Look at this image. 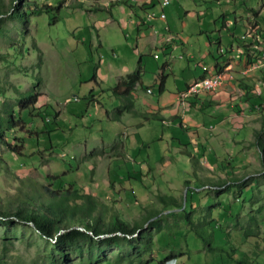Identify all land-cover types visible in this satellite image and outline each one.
<instances>
[{
	"label": "rangeland",
	"instance_id": "1",
	"mask_svg": "<svg viewBox=\"0 0 264 264\" xmlns=\"http://www.w3.org/2000/svg\"><path fill=\"white\" fill-rule=\"evenodd\" d=\"M99 1L0 0V113L9 105L17 109L13 86L25 90L41 77L35 103L39 115L22 112V130L18 128L17 135L7 132V142L0 140V208L27 195L37 197L45 187L72 183L98 196L130 224L145 227L156 220L148 228L153 254L146 255V264H159L171 254L168 264H264V173L255 174L254 164L245 162L243 154L237 157L244 146L249 148L248 139L252 134L255 138L256 130L231 117L233 103L245 97L225 99L202 92L198 100L190 97L194 105L187 102L176 111L161 108L164 120L126 112L116 117L113 111L122 104L110 93L116 80L108 62L132 67L140 56L141 79L157 90L165 54L159 47L136 50L135 31L128 22V11L136 6L123 3L124 11L114 6L110 16ZM12 2L28 13V27L8 14ZM157 6L138 9L136 17L146 18L153 11L148 22L155 20L160 30L183 38L164 69L168 91L183 88L199 72L202 51L210 53L205 63L222 57L213 40L220 39L225 48L236 39L231 32L235 37L245 33L241 24L223 21L242 20L249 31H258L264 44L261 27L246 21L248 8L260 7L264 29V0H169L161 9ZM161 10L166 18L158 19ZM112 18L126 19V25L107 22ZM241 56L242 51L243 61ZM247 60L242 74L256 61ZM106 72L109 80L101 82ZM244 79L235 75L242 89L248 86ZM44 103L51 105L40 106ZM251 171L242 187L233 182L234 176L246 177ZM220 177L231 185L217 190L212 183ZM260 204L263 209L258 210ZM251 214L260 225L248 222ZM88 247L85 240L56 245L30 223L0 221V264H82ZM104 253L107 259L96 258L95 263L130 264L128 258L113 261V247Z\"/></svg>",
	"mask_w": 264,
	"mask_h": 264
},
{
	"label": "trees",
	"instance_id": "2",
	"mask_svg": "<svg viewBox=\"0 0 264 264\" xmlns=\"http://www.w3.org/2000/svg\"><path fill=\"white\" fill-rule=\"evenodd\" d=\"M248 9L254 16H256L257 10L255 8L249 7ZM24 11L19 9V7L12 2L8 14L12 17L21 19L23 25L28 27L29 15L26 10ZM252 21V24L256 25V21ZM242 26L245 28V33L242 36H236L235 38L236 40H240L239 46L243 47V56H241L243 62L246 58L248 59L247 63H250L260 58L262 51L260 45L263 42H260L257 38L258 31H249L250 27H248L245 22H242ZM261 29L264 33V29ZM246 36L254 38L255 42H257L252 51L248 49V44L244 42ZM262 36L264 38V35ZM214 44H216L217 52H220L218 50V42H214ZM258 70L260 73V81L264 83V63L258 68ZM217 71L220 70L216 69L215 72ZM141 72V66L137 65L135 69L127 73L121 80L109 88L110 93L119 98L122 104L120 107L115 108L113 114L116 117H119L126 112L134 116H139L144 120H161V116L158 113L137 110L131 106L130 101H127L129 90L141 79ZM91 73L92 78L95 79L94 68H92ZM157 77L159 80L158 91L160 92L164 88V75L160 73ZM40 81L41 77L40 75H37L36 81L33 85L25 90L13 86V92L16 95L15 105L17 106V109L14 110L13 107L9 105L5 106L2 113H0V140L7 142L5 139L7 132L13 131L15 132V135H17L16 132L18 128L22 130L25 125L21 116L22 112H25L30 116L39 115V106H36L35 103L40 95V92L37 91ZM248 90L247 87L242 89L245 94L248 93ZM50 105V103H44L40 106L45 107ZM258 107H260V105H258ZM57 115L58 110L54 111L53 117L56 118ZM259 119L261 126L254 133L255 143L259 151V161L264 170V115ZM260 173H264V171H261ZM55 177L54 180H56ZM247 179L249 180L247 177L241 178L238 182H235V184L239 183L242 187V184L245 183ZM230 185L231 184H226L223 188H227ZM43 191V194H40V191L36 192L38 195L37 197L27 195L16 203L8 204V206L3 209L0 208V221L19 220L30 223L42 237L53 240L56 245L75 244L80 240H85L89 244V247L87 248L88 257L82 264H97L95 263V259L106 258L104 256V251L109 247H113L117 252L113 261L128 258L130 264H133L134 262V264H146V255L150 258L152 257V234L148 232V228L156 224L155 219H150L145 227L137 222L130 224L129 222L124 221L117 213L109 210L107 204L99 199L98 196L90 192H85L72 183H69L67 187L60 186L54 189L45 187V190ZM174 202L178 203L176 200H174ZM257 209H263V206L260 204ZM247 220H249L248 222L252 225L258 224L253 214L249 215ZM195 227V230L200 234L197 226ZM143 229H145V231ZM130 235H132V237H130ZM97 246L99 247L97 248ZM209 246L212 247L210 244ZM96 249L100 251L101 257L96 254V251L94 252ZM170 258H174V255L171 254L167 256L166 259L159 264H165V261Z\"/></svg>",
	"mask_w": 264,
	"mask_h": 264
},
{
	"label": "crops",
	"instance_id": "3",
	"mask_svg": "<svg viewBox=\"0 0 264 264\" xmlns=\"http://www.w3.org/2000/svg\"><path fill=\"white\" fill-rule=\"evenodd\" d=\"M100 4L107 8L109 10L110 16L112 14V7L117 6L121 11H124V7L122 4H132L136 7L132 8V10H129L128 12V22L132 24V29H134V39L136 42L135 48L136 50H139L142 47L150 46L151 48H161L163 50V53L165 54V57L161 63V72L164 75V88L160 92L155 90L154 84H145L142 79H140L139 82H137L133 87L129 90L128 93V98L127 101H130V104L133 108L137 110H142V111H152L156 112L161 116V120H164L165 117L163 113H160L159 111L163 109H171L176 111L180 107H185L187 105V102L190 104L194 105L196 102L193 100H190V97H194L195 99L200 98L199 95H191L186 98L184 102H181V100L177 97V93L180 90H183L184 88L187 87L190 83L194 82L198 78H200L203 75H209L212 74L216 71V69L222 71V74L224 75L222 84L215 90L210 91V92H205L207 95H211L214 93H219L221 94L222 98L225 99H234L235 96H244V102L243 100L239 99V102L233 103L234 105V114L231 116L233 117H238L241 118L242 122L251 124L254 130H258L261 126L260 124V117L264 115V109H261V106H264V83L260 81V73L258 68H252L250 72L247 74H242L240 68L243 64V61L240 60V52L243 50V47H240L239 41L234 39V42L231 41V44L225 48H223L224 52L220 53L223 54L222 57L219 59H214L211 58L210 61L206 62L203 61L207 57L208 54H210L208 51H202L200 53V59L197 61V66L200 67L199 72L196 75H193L190 79L185 81V86L181 89H177L174 92L168 91L165 83V73L164 69L169 66L170 59L173 56V51L178 48L179 44H183V38L179 36L178 34H175L174 32L170 31L169 33L167 31L160 30V23L154 22L152 23L151 21L148 22L146 20L147 18H141V17H136L137 13L136 11L140 9L141 12H144L145 8H157V4H159V8L161 9L160 2L159 0H101L99 1ZM157 3V4H156ZM257 9V14L256 16L251 13L249 16L246 14V21L248 20H255L257 26H261L259 23V9L260 7H256ZM157 12V11H156ZM134 15V19L130 17V15ZM166 14V13H165ZM250 17V18H248ZM111 18V17H110ZM166 18V16H165ZM108 18H106L104 21H106ZM158 19H161L158 16ZM115 21L118 24L122 22L123 25H126V19H117L114 20L113 18L108 20L107 22ZM242 20L237 19L236 17L231 21H224V23H227V25H232V24H241L242 25ZM149 23V24H148ZM146 26V27H145ZM156 26L158 28H156ZM231 35L235 38V35L231 32ZM180 38V41H177V38ZM259 37V34L257 35ZM184 38H186L184 36ZM180 42V43H179ZM218 42L219 48L221 47L220 45V39L213 40L212 43ZM244 42L248 44V49L249 50H254V47L257 42H255L254 38H250L249 36H246L244 39ZM255 42V43H254ZM210 43V42H209ZM264 47V44L262 43L260 45V48ZM217 51V48H216ZM171 57V58H170ZM262 55L259 60L262 65ZM238 60L240 61L239 63ZM256 60V61H257ZM113 62H108L107 66L111 69L112 76L115 77V83H117L119 80H121L127 73L131 72L133 69L136 68L137 65H140L141 63V57L139 56L136 62H134L132 67H127L126 65H121L120 67L118 66H113ZM218 66H217V65ZM260 63L256 64V67L261 66ZM235 75L240 77L243 76L245 79V83L248 85L246 86L249 90L248 93L245 94L244 91H242L241 86L237 85L235 81ZM103 79L100 81H108L109 80V74L103 73L102 75ZM97 72L95 73V79L94 81L97 82ZM158 78V77H157ZM157 82L159 81L158 79L156 80ZM114 83V84H115ZM251 87V88H250ZM144 89V90H143ZM251 95L253 97V100H251ZM215 99L217 102H220L222 99ZM96 100V99H94ZM120 100V99H119ZM190 100V101H188ZM121 101V100H120ZM96 102H98L96 100ZM137 106H142L143 108L135 107ZM260 105V107H258ZM232 106V103H231ZM129 114V113H128ZM264 133V131H263ZM264 139V135H263ZM249 148H245L246 146L243 147L244 151H238V156L239 157L241 154H243V158L245 159V162L248 163H253L255 168L254 171L256 173H260L261 171H264L261 167L260 161H259V151L257 148V145L255 143V138L254 135L252 134L249 139ZM244 145H246V142H243ZM242 152V153H241ZM254 173L251 171L250 174H247L246 177ZM234 176L233 182H238L239 179L241 178H246V177H237ZM222 178L220 177L218 181L212 183L213 186L217 188V190L222 189L225 185L226 182L221 180ZM232 183V182H231ZM229 183V184H231ZM228 184V183H227ZM235 223L234 220H230L229 223ZM260 225V223L258 224ZM259 227V226H258ZM264 238V236L262 237ZM264 249V247H262ZM170 262L168 260L167 264Z\"/></svg>",
	"mask_w": 264,
	"mask_h": 264
},
{
	"label": "built area",
	"instance_id": "4",
	"mask_svg": "<svg viewBox=\"0 0 264 264\" xmlns=\"http://www.w3.org/2000/svg\"><path fill=\"white\" fill-rule=\"evenodd\" d=\"M159 2L161 4V6H165L169 2V0H159ZM154 16H155V13L153 11L146 13L147 19H149V18L151 19ZM158 16L160 18H165L166 14H165L164 10H161L159 12ZM218 50L220 52H224V50H222V49H218ZM261 50H262L261 55L264 58V47H261ZM258 63H261V62L259 60H257L254 63H251L249 69L253 68ZM246 71H247V69H246ZM205 76H207V83H202L199 86L186 87L183 90L178 91L177 97H178V95H187L188 97L191 95H199L200 91H213V90L217 89L222 84V80L224 77V75L222 77H214L213 74H209V75H205Z\"/></svg>",
	"mask_w": 264,
	"mask_h": 264
},
{
	"label": "bare ground",
	"instance_id": "5",
	"mask_svg": "<svg viewBox=\"0 0 264 264\" xmlns=\"http://www.w3.org/2000/svg\"><path fill=\"white\" fill-rule=\"evenodd\" d=\"M219 49H222L223 50L222 47H220ZM255 67H256V65L253 68H255ZM249 68H250V65H248V68L247 69L249 70ZM244 70L246 71V69H244ZM212 74L214 75V77H222L223 76L222 71H217V72H214ZM202 83H207V76L204 75L203 77L198 78L194 82L190 83L187 87H190V86H199ZM202 92L205 93V92H210V91H200V93H202ZM187 97H188L187 95H178V98L181 100V102H184Z\"/></svg>",
	"mask_w": 264,
	"mask_h": 264
}]
</instances>
